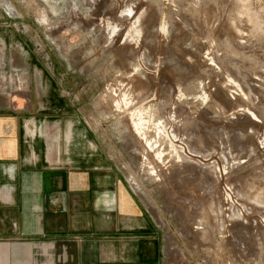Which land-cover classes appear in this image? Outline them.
Listing matches in <instances>:
<instances>
[{"label": "rangeland", "instance_id": "374dc122", "mask_svg": "<svg viewBox=\"0 0 264 264\" xmlns=\"http://www.w3.org/2000/svg\"><path fill=\"white\" fill-rule=\"evenodd\" d=\"M50 79L109 138L165 264H264V0H0V89Z\"/></svg>", "mask_w": 264, "mask_h": 264}, {"label": "crops", "instance_id": "0c3cea01", "mask_svg": "<svg viewBox=\"0 0 264 264\" xmlns=\"http://www.w3.org/2000/svg\"><path fill=\"white\" fill-rule=\"evenodd\" d=\"M50 80L0 89V264H165L163 226L109 138Z\"/></svg>", "mask_w": 264, "mask_h": 264}, {"label": "bare ground", "instance_id": "6f19581e", "mask_svg": "<svg viewBox=\"0 0 264 264\" xmlns=\"http://www.w3.org/2000/svg\"><path fill=\"white\" fill-rule=\"evenodd\" d=\"M262 12H263V11H262ZM251 14H253V13H251ZM254 14H255V13H254ZM255 15H256V14H255ZM255 15H253V16L256 18ZM108 92H109V96H111V94H112L111 90H109ZM110 92H111V94H110ZM139 120H140V119H139ZM139 120H136V119L132 120L134 126L138 124ZM141 122H142V121H141ZM140 125H141V124H140ZM137 133H138V132H137Z\"/></svg>", "mask_w": 264, "mask_h": 264}]
</instances>
